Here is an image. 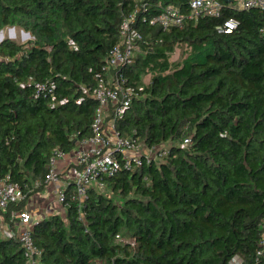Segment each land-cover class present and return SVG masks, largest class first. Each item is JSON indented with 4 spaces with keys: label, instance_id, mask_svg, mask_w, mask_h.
<instances>
[{
    "label": "trees",
    "instance_id": "trees-1",
    "mask_svg": "<svg viewBox=\"0 0 264 264\" xmlns=\"http://www.w3.org/2000/svg\"><path fill=\"white\" fill-rule=\"evenodd\" d=\"M136 1L0 0V29L19 26L32 36L0 40V176L40 179L28 199L45 185L51 148L69 152L73 133H89L96 101L81 86L93 85L122 15L135 4L142 38L125 74L133 83L150 78L115 127L167 148L104 178V190L90 185L81 208L70 185L64 216L53 212L33 226L37 264H229L234 256L238 264H264L254 256L264 234V9L220 0V17L163 30L147 20L169 4L186 12L189 0ZM228 17L236 28L218 32ZM183 44L186 56L170 62ZM29 78L54 82L56 99L65 101L51 106L46 91L35 96ZM116 234L132 236L135 246ZM0 264H25L16 238L0 234Z\"/></svg>",
    "mask_w": 264,
    "mask_h": 264
},
{
    "label": "built area",
    "instance_id": "built-area-1",
    "mask_svg": "<svg viewBox=\"0 0 264 264\" xmlns=\"http://www.w3.org/2000/svg\"><path fill=\"white\" fill-rule=\"evenodd\" d=\"M138 2L139 0L136 1ZM233 5L239 9H264V0H234ZM137 10L138 6L135 4L134 10L122 15L118 24L117 41L109 48L99 68L93 71V85L81 86L82 90L96 101L89 133L81 137H77V132L73 133L74 146L69 152L63 151L59 146H53L48 155L42 180L44 184L50 181H63L54 189L56 200L63 207L68 205L69 199L66 198L65 191L70 185L73 189L69 197L71 200H77L81 208L90 185L101 190L104 188V178L113 176L122 169L133 171L141 166L143 161L149 162L166 154V147L147 146L138 137L120 134L115 127V121L121 118L132 100L145 94L144 83L130 82L125 74V68L134 61L137 42L142 38L141 32L134 25ZM221 14L220 0H189L188 11L182 12L169 4L147 22L163 30H169L172 27H182L187 19H197L199 16L220 17ZM236 25V20L228 17L216 29L218 32H230ZM0 30L2 32V29ZM68 43L76 49L73 40L69 39ZM0 59L5 58L0 56ZM29 81L36 88L35 96L40 91L49 94L51 106L65 101L62 97L56 99L53 92L54 82H34L30 78ZM81 99L82 97L77 102ZM189 143L190 137H184L179 142V147L186 148ZM60 160L64 162L62 168L58 166ZM40 184L41 180L38 178L31 183H20L13 180L8 173L0 176V234L16 238L22 249L25 264H37L39 261L41 251L36 246L32 233L33 226L39 219H34L25 208L11 209L7 216L3 212L10 205L27 199L28 193ZM115 238L130 247L135 246V239L132 236L116 234ZM254 256L255 259L264 256V234L259 238ZM239 261V258L234 256L229 264H238Z\"/></svg>",
    "mask_w": 264,
    "mask_h": 264
},
{
    "label": "rangeland",
    "instance_id": "rangeland-1",
    "mask_svg": "<svg viewBox=\"0 0 264 264\" xmlns=\"http://www.w3.org/2000/svg\"><path fill=\"white\" fill-rule=\"evenodd\" d=\"M2 36L3 38H8L11 40H14L16 42H25L29 39H32L31 33L29 31H26L22 29L19 26H5L2 28ZM188 52V46L183 44V45H175L171 53L169 54L168 60L172 63L174 62H180L187 54ZM150 78V73H146L142 75V82L147 83ZM166 145V144H164ZM160 147H163V144L160 145ZM104 190V188L102 189ZM39 191V190H38ZM34 195V194H33ZM114 195V194H113ZM49 203H51V206H55L59 208V205H62L60 202L56 200V194L54 193H49ZM117 199V196H115ZM30 204H32V208H37L38 201L34 197V199H31ZM53 210V209H52ZM51 213V212H50ZM50 213H42V214H36L37 216L45 217L48 216ZM36 215L31 214V216L36 219ZM64 216V214H62Z\"/></svg>",
    "mask_w": 264,
    "mask_h": 264
},
{
    "label": "crops",
    "instance_id": "crops-1",
    "mask_svg": "<svg viewBox=\"0 0 264 264\" xmlns=\"http://www.w3.org/2000/svg\"><path fill=\"white\" fill-rule=\"evenodd\" d=\"M64 162L62 160L59 161V168H62L64 165ZM63 183L62 180L60 181H50L47 184L44 185L43 188H41L39 191H36L35 193H33L25 202L24 207L26 210H28L30 212V214L36 215V214H42V213H53V212H58L60 214H64L65 213V208L63 207V205H59V208L55 207V206H51V203H49V193H54V189L56 187H58L59 185H61ZM34 197L36 198V200L38 201V206L37 208H32V204H30L31 199H34ZM53 209V210H52ZM36 219H41V216H35Z\"/></svg>",
    "mask_w": 264,
    "mask_h": 264
},
{
    "label": "water",
    "instance_id": "water-1",
    "mask_svg": "<svg viewBox=\"0 0 264 264\" xmlns=\"http://www.w3.org/2000/svg\"><path fill=\"white\" fill-rule=\"evenodd\" d=\"M223 1H225V2H231V0H223ZM1 36H2V32L0 30V38H1Z\"/></svg>",
    "mask_w": 264,
    "mask_h": 264
}]
</instances>
